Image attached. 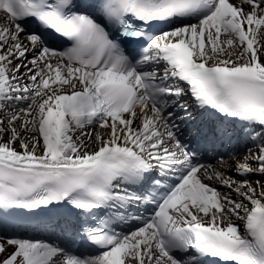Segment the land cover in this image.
Wrapping results in <instances>:
<instances>
[{
    "label": "snow or ice",
    "instance_id": "snow-or-ice-1",
    "mask_svg": "<svg viewBox=\"0 0 264 264\" xmlns=\"http://www.w3.org/2000/svg\"><path fill=\"white\" fill-rule=\"evenodd\" d=\"M0 264H264V0H0Z\"/></svg>",
    "mask_w": 264,
    "mask_h": 264
},
{
    "label": "bare ground",
    "instance_id": "bare-ground-1",
    "mask_svg": "<svg viewBox=\"0 0 264 264\" xmlns=\"http://www.w3.org/2000/svg\"><path fill=\"white\" fill-rule=\"evenodd\" d=\"M186 99H188L187 97H186ZM242 151V150H241Z\"/></svg>",
    "mask_w": 264,
    "mask_h": 264
}]
</instances>
